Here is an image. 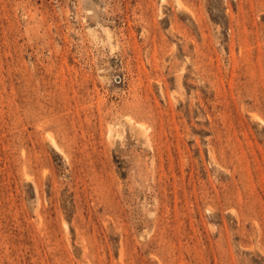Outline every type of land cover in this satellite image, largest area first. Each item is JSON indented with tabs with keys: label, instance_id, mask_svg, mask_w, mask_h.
<instances>
[{
	"label": "rangeland",
	"instance_id": "1",
	"mask_svg": "<svg viewBox=\"0 0 264 264\" xmlns=\"http://www.w3.org/2000/svg\"><path fill=\"white\" fill-rule=\"evenodd\" d=\"M0 264H264V0H0Z\"/></svg>",
	"mask_w": 264,
	"mask_h": 264
}]
</instances>
